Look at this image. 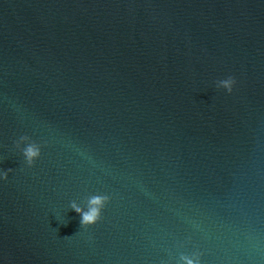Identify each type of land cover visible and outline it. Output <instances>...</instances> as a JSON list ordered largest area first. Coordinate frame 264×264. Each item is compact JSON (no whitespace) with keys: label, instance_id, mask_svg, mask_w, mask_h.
<instances>
[{"label":"water","instance_id":"1","mask_svg":"<svg viewBox=\"0 0 264 264\" xmlns=\"http://www.w3.org/2000/svg\"><path fill=\"white\" fill-rule=\"evenodd\" d=\"M8 169L0 264H264V0H0Z\"/></svg>","mask_w":264,"mask_h":264},{"label":"clouds","instance_id":"2","mask_svg":"<svg viewBox=\"0 0 264 264\" xmlns=\"http://www.w3.org/2000/svg\"><path fill=\"white\" fill-rule=\"evenodd\" d=\"M235 84V78L229 76L226 79L218 81L217 87L225 89L230 94L232 93ZM21 142H27L25 144L26 146L21 151L27 166L33 167L35 162L41 157L42 145L31 140V138L27 135L21 136L19 140L16 141L17 148H19ZM9 171H11V169H8L0 174V178L7 180ZM110 200L111 197L107 194H94L87 197V209L81 208L74 201L71 202L70 208L80 214L82 217L80 222L81 227L87 229L89 226L95 225L102 219V211ZM181 259L185 261V264H201L199 256H197L195 261L186 256H182Z\"/></svg>","mask_w":264,"mask_h":264}]
</instances>
